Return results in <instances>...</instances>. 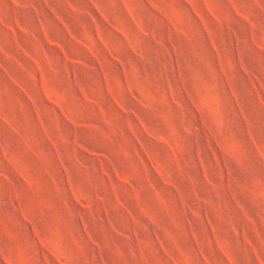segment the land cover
<instances>
[{"label": "clouds", "instance_id": "clouds-1", "mask_svg": "<svg viewBox=\"0 0 264 264\" xmlns=\"http://www.w3.org/2000/svg\"><path fill=\"white\" fill-rule=\"evenodd\" d=\"M224 2L226 11L223 14L217 13V23L210 20L204 12V5L211 6L213 0H162L161 7L177 22L178 27L189 33L191 39L188 48L195 49V56H186L182 53L174 54L170 50L165 51L163 48L145 52L140 47V41L145 36L155 35L158 39L166 32L162 18L157 17L154 12L139 10L141 6L147 8L143 0H127L124 8L128 22L136 29L134 32L129 31L119 16L108 10L115 6L117 0H87L89 5L103 11L109 24L116 26L117 32L126 33L135 43L132 62L121 57V64L129 70L133 92L145 105L143 109H134L128 101L127 90L123 84L116 86V76L110 71V62L103 55L100 42L96 39V29L99 28L113 56L119 55L108 39L111 29L96 16L91 7H81L77 0H72L71 4H68V0H0V37L13 43L20 41L30 47L32 55L41 61V66L49 78L50 94L73 120L79 118L76 95L80 89L86 91L97 104H103L100 85L96 80L101 68L92 60L86 61L84 68L79 65L72 68L65 65L63 60L57 62L50 56H41L44 43L40 32L42 30L44 39L52 43L53 26L58 24L60 28L71 33L74 41L83 40L89 45L103 64L102 71L108 73L114 82L113 95L128 107V118H131L134 110L139 112L153 137H164L182 156V171L176 175L187 185V190L176 182L173 173L155 155L153 161L184 197L185 221L188 211L195 208L192 223L188 225L180 221L171 207H160L161 214L168 219L167 228L159 223L151 210L140 211L135 213L136 223L130 231L121 232L114 239L106 237L95 242L96 233H103L108 228L106 218H102V212L107 210L110 215L112 211H120L126 216L127 204L123 199L109 202L108 198L101 199L87 194L78 179L95 184L99 172L84 157V152L88 151L89 147L105 151L111 161L110 166L117 167L121 175L127 176L139 194L145 190L153 191L158 185L154 177L151 187L147 182L141 183L146 175L152 177V172L150 166L146 169L140 163L136 137L143 142L144 150L150 154V145L155 141L146 138L135 121L133 127L136 128V137H133L127 130L125 120L116 121L106 112L105 118L111 121V129H105L109 138L105 139L97 134L95 139H88L85 145L84 141L79 140L80 129H72L69 126L65 132L59 113L54 108L41 107L40 119L49 128L48 134L57 142V149L60 150L68 174L72 177V189L81 201L91 205L86 214H81L71 205L63 186L54 189L62 210L61 236L54 233L43 217L37 221L32 207L25 205L24 212L33 229L61 258L62 264H170L172 258L176 259L177 264H226V261L227 264H264V195H253L254 192L264 193V158H256L255 164L250 163L253 150L247 143L249 135H253L264 147V122L257 121L250 112L239 88V81L244 79L242 67H247L249 73L254 72L264 79V0ZM65 5L67 6L64 7ZM58 6L64 7V12H61ZM194 12H199L207 21V34L193 31V25L199 23L193 15ZM146 21L151 25L150 28L144 27ZM209 39L216 44V51L208 46ZM257 44L261 46L260 49L256 48ZM55 46L63 47L58 42ZM0 51H4L3 43H0ZM64 51L67 52V49L64 48ZM217 53L224 63V74H221L217 64ZM177 61L180 64L183 83L177 75ZM28 71L36 75L34 69L29 68ZM81 72L85 73L87 82L81 79ZM224 75L232 78L233 87L241 94L240 108L243 109L246 120L241 119V111L231 103L228 87L223 83ZM25 76L27 77V73ZM29 82L33 88L38 89V77ZM185 91L192 93L197 100L208 92L220 102V113L230 142L235 145V156L222 161L219 169L212 165L210 157L206 155L205 135L200 127L201 115L187 102ZM32 98L36 105L40 106V100L35 95ZM9 111L24 118L23 125L17 126L20 127L21 133L27 136L32 120L25 116L22 102L15 100ZM7 115L8 113L0 109V120H4ZM12 124H16L14 117ZM73 133L77 134L75 143L72 139ZM82 147L84 151L81 150ZM202 168L208 171L207 179L212 182L209 189L211 196L196 194L200 180L198 174ZM47 171L50 175L54 174L50 167ZM226 176L231 180L230 188L225 182ZM5 183L14 195L5 198L3 193H0V226L10 224L16 231H10L7 227L0 230V258L6 257L8 264H44L43 257L46 252L37 240L27 234V226L18 218V209L13 203L14 199H30L28 188H18L0 167V187ZM120 193L132 197L127 185L116 186V194ZM229 196L240 200L255 225L238 215V210L228 203ZM98 201L99 208L96 206ZM201 207H207L215 219L224 224L229 238L217 235L216 239H210L198 230L197 226L203 224L202 218L196 214ZM81 224L84 225L82 231ZM111 231L115 233L117 229L113 227ZM157 234L159 240L156 239ZM181 237L197 241L198 248L195 243L193 248L200 256L206 257V260H194L181 244ZM217 239L223 245L219 252L215 248ZM49 264H53L51 258Z\"/></svg>", "mask_w": 264, "mask_h": 264}, {"label": "rangeland", "instance_id": "rangeland-1", "mask_svg": "<svg viewBox=\"0 0 264 264\" xmlns=\"http://www.w3.org/2000/svg\"><path fill=\"white\" fill-rule=\"evenodd\" d=\"M72 0H68L71 4ZM162 0H143V4L147 8L140 7L139 10L148 13L154 12L157 17L162 18L164 27L166 29L165 35L160 38L153 36H145L140 41V47L145 52H154L157 49L163 48L165 51H172L174 54H184L195 56V49H189L188 43L190 36L187 31L177 26V22L168 15L167 11L161 7ZM81 7H91L96 16L109 28V41L119 53L113 56L111 48L105 42L104 36L101 35L99 28L96 29V39L100 42V48L103 55L110 62V71L116 76V86H123L126 88V95L131 106L136 109H143L145 107L143 100L139 99L133 92L132 83L130 82V74L127 67L121 64V57L128 62H132L133 53L135 52V43L129 39L126 33L117 32L116 26L109 24L107 17L103 11L96 7H92L87 3V0H77ZM127 0H117L115 6L108 10L113 14L119 16L129 31H136L128 22L129 18L124 12ZM65 5L64 7H66ZM60 11L64 12V7H60ZM226 11L224 0H213L211 6L204 5V12L210 20L219 22L217 13L223 14ZM199 23L193 25V31L196 33L208 32V23L200 15L199 12H194ZM70 19V18H69ZM155 20V17H153ZM54 30L51 33L52 43L44 39V33L41 30L40 38L44 43V49L40 55L48 58L49 56L57 62L63 60L67 66L75 68L77 65L80 68L85 67L88 60H92L97 67L101 68L100 74L96 77L97 83L100 85L99 91L103 98V104H97L96 101L88 95L86 91L80 89L76 95L78 104L79 118L73 120L72 117L64 111L58 100L54 98L49 92V78L45 69L41 66V61L32 55L30 47L23 42L17 41L13 43L7 38L0 37V43L4 44V51H0V109H3L8 115L4 120H0V167H2L10 179L14 181L18 188L27 187L30 199L19 200L14 199L13 203L18 209V218L27 226L28 235L37 240L40 247L46 252L43 257L44 264H49V258L53 264H62L61 258L56 252L49 248L47 244L40 239L39 233L33 229L32 223L27 219L24 212L25 205L32 207L33 214L37 221L43 217L48 222L57 236L63 235V227L61 225L62 210L57 202L54 189L58 186H63L66 189V195L71 201L76 211L81 214H86L91 205L85 204L80 200L79 196L72 189V177L68 174L67 166H65L64 158L60 150L57 149V142L49 134V128L45 126L44 121L40 119L41 107L54 108L65 126V132L68 131L69 126L72 129H80L79 140L84 141L87 145L88 139H95L98 134L105 139L109 138L108 131L111 129V121L105 118V113L110 115L116 121L122 119L126 121L128 132L136 137V128L133 127V121L140 128L143 135L155 143L151 144L152 153L144 150V144L136 137V143L139 151L137 156L140 157V163L147 169L151 167L152 177L145 176L141 183L147 182L152 186L153 177L158 188L153 191L145 190L137 194L135 186L125 175H121L117 167H111L106 152L89 147L88 151L84 152V157L88 159L93 166L98 169L99 175L95 180V184H88L78 179L79 183L83 184L84 190L89 196L108 198L109 202L120 201L123 199L127 204V215L125 216L120 211H112L109 215L107 210L102 212V218H106L108 228L103 233H96V241L98 242L104 238H115L121 232H128L136 223V215L143 210H151V213L156 217L161 225L168 227V219L160 212V207H171L175 215L181 222H186L188 225L192 223V215L195 208H192L187 213V220L183 213L184 197L178 192L177 188L171 183L160 171L159 167L153 161L155 155L162 163L168 167L169 171L173 173L176 182L181 184L187 190V185L183 183L177 172L182 171V156L177 149L172 146L164 137H153L148 127L144 124L141 115L137 111H133L129 119L128 107L122 104L120 99L113 95L114 82L109 78L108 73L102 71L103 64L96 57V53L91 51L89 45L83 40L72 39L71 33L54 25ZM145 28H150L151 25L146 21ZM116 33V35H112ZM60 43L63 47L57 48L56 43ZM19 44V47H17ZM208 46L216 51V44L209 39ZM260 45H256L260 49ZM67 49V52L64 51ZM217 64L221 74H224V63L219 54L216 56ZM251 63V61H250ZM29 68L34 69L35 74L28 71ZM177 75L183 83V77L180 74L179 61L176 63ZM241 71L244 74V79L239 81L240 93L243 95L244 101L247 104L250 112L259 122H264V79H261L256 73H249L247 67H242ZM27 73V77L25 76ZM81 79L86 82L85 73L81 72ZM39 79V87L33 88L29 81ZM75 78V73H73ZM223 83L227 85L228 92L231 98V103L235 104L241 111V119L246 120L247 117L240 108L241 94H238L233 87L232 78L224 75ZM27 86V87H25ZM195 87V85H194ZM31 89V92H29ZM75 91V90H74ZM33 95L40 100V106H37L33 100ZM187 102L191 107L201 115L200 127L205 135V145L207 147L206 155L210 157L212 165L219 169L221 162L227 159H232L235 156V145L230 142L229 135L225 128L223 117L220 113V102L218 98L208 92L197 100L192 93L185 91L184 93ZM15 100H20L25 108V116L32 120L31 129L28 135H24L17 125H23L24 118L9 111L10 105ZM123 114V115H122ZM15 118L16 124H12V118ZM31 137V139H29ZM73 143L77 140V134L73 133ZM247 143L253 150V155L250 158V163L255 164L256 158H264V147L257 142V138L249 135ZM84 151V148L81 149ZM70 151V150H69ZM142 153V156H141ZM126 155V153H125ZM15 157V159H13ZM198 159L200 157L198 156ZM107 161V163H106ZM169 161L171 163H169ZM174 166V167H173ZM51 168L53 175L47 171ZM200 176L199 189L197 195L203 193L206 196H211L209 189L212 182L207 179L208 171L204 168L198 174ZM215 176V173L213 174ZM115 180V183L113 181ZM225 182L231 187V180L225 177ZM117 185H127L132 197L129 198L124 193L116 194ZM0 193H3L5 198H8L10 193L7 184L0 187ZM102 194V195H101ZM253 195H264V193L254 192ZM228 203L238 210V215L248 219L249 223L255 225V221L245 207L241 205L239 199L234 196L228 197ZM97 208L100 207V202H97ZM202 218V226L197 228L202 234H206L210 239H216L217 235L225 239L229 238L224 224L215 219L213 213L207 207H201L196 213ZM9 228L10 231H16L12 225L6 224L0 226ZM115 227L117 231L113 233L111 229ZM84 225H80L82 231ZM159 240V234L156 235ZM181 244L191 254L192 258L206 260V257L199 255L198 251L193 248L198 242L181 237ZM94 243V242H89ZM223 245L220 240H216L215 248L217 252ZM166 251V249H165ZM0 264H8L6 257L0 258ZM170 264H177L175 258L171 259ZM227 264V261H226Z\"/></svg>", "mask_w": 264, "mask_h": 264}]
</instances>
